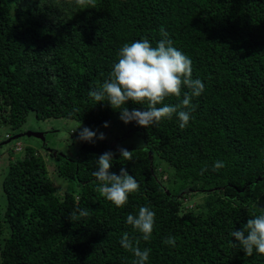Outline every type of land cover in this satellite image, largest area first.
<instances>
[{
    "label": "trees",
    "instance_id": "16d2710c",
    "mask_svg": "<svg viewBox=\"0 0 264 264\" xmlns=\"http://www.w3.org/2000/svg\"><path fill=\"white\" fill-rule=\"evenodd\" d=\"M162 27L205 85L183 130L176 114L150 128L126 124L119 109L89 94L126 43L147 38L155 47ZM183 92L191 95L184 88L163 105H180ZM31 112L40 121L110 129L116 138L84 141L65 158L50 151L67 183L62 196L33 148L9 166L0 264H136L120 243L125 232L151 250L146 264H264L255 250L246 256L233 247L231 235L264 214V0H92L83 8L75 0H0V125L19 131ZM134 137L143 144L119 145ZM120 148L132 152L130 161ZM109 151L110 171L125 168L140 185L123 208L97 191L92 175ZM216 161L224 167L214 170ZM143 206L155 212L148 241L126 222ZM168 237L175 246L164 243Z\"/></svg>",
    "mask_w": 264,
    "mask_h": 264
},
{
    "label": "clouds",
    "instance_id": "9594fccd",
    "mask_svg": "<svg viewBox=\"0 0 264 264\" xmlns=\"http://www.w3.org/2000/svg\"><path fill=\"white\" fill-rule=\"evenodd\" d=\"M75 2L82 8L92 4V0ZM161 35L162 39L155 47L147 38L126 43L119 51L118 62L114 64L109 78L89 94L96 101L103 102L106 99L113 109H119L120 119L126 124L135 121L139 126L150 128L159 125L164 119L171 120L173 114H176L180 120L179 127L183 130L189 124L191 111L194 110L192 97L201 96L205 85L200 79L192 78L191 59L173 46V41L163 27ZM184 88L190 90L191 95L189 92H183L180 105H163L169 96L180 98ZM129 101L138 105L147 104V108L143 111L139 109L129 111L126 107ZM158 105L163 106L157 107ZM104 126L108 127V124L105 123ZM96 136V132L85 127L80 132L79 139L94 142ZM105 138V135L100 133L99 139ZM118 151L121 159L131 160L132 152L125 148ZM114 155L111 151L100 155L96 160L97 170L92 175L99 181L97 191L115 206L123 208L128 203L129 195L137 193L140 185L125 168H121L119 174L110 171ZM222 167H224L222 161L215 162L214 170ZM80 215L86 216L87 212L81 211ZM69 218L73 221L76 214L71 213ZM126 222L143 234L144 241H148L154 231L155 212L146 206L140 207L138 215L129 214ZM231 235L238 242L233 243V247L242 248L246 256H252L254 250L264 255V214L249 218L241 230H235ZM120 243L138 258L136 264H146L151 250L141 251L138 246L139 240L134 246L132 239L125 232ZM164 243L175 246L176 240L168 237Z\"/></svg>",
    "mask_w": 264,
    "mask_h": 264
},
{
    "label": "rangeland",
    "instance_id": "374dc122",
    "mask_svg": "<svg viewBox=\"0 0 264 264\" xmlns=\"http://www.w3.org/2000/svg\"><path fill=\"white\" fill-rule=\"evenodd\" d=\"M85 127L97 133L95 139H99L100 133H103L106 137L105 139H108V141L116 138L112 137L115 135V132L110 129L107 131L105 128L85 126L82 123L66 119L40 121L37 120L34 112L29 113L26 123L19 131H13L8 127L0 125V145L6 142L10 135H21L18 139L12 140L10 143L3 144L0 147V223L4 222L5 211L7 209V197L3 190V183L9 166L25 157L27 147L33 148L45 160L48 166L49 177L57 186V194L62 196L67 183L57 175L54 167L55 159L49 153L53 149L58 152L60 158L72 156L74 151L78 150L84 142L79 139V136ZM30 133L43 134L45 138L44 142L39 138L28 136ZM44 144H47V147H44ZM142 144L143 141L139 137L119 142L120 146L126 148L137 147ZM162 167L167 169L166 164L163 162ZM189 200L193 202V198ZM185 202H188V200H185Z\"/></svg>",
    "mask_w": 264,
    "mask_h": 264
},
{
    "label": "water",
    "instance_id": "95a60500",
    "mask_svg": "<svg viewBox=\"0 0 264 264\" xmlns=\"http://www.w3.org/2000/svg\"><path fill=\"white\" fill-rule=\"evenodd\" d=\"M20 136H21V135H16V136H14V137H13V139H12V140L18 139ZM28 136H32V137L39 138V139L43 140V142H44V140H45V138H44V135H43V134H38V133H37V134H35V133H30V134H28ZM9 142H11V140H8V141H6L5 143H6V144H8ZM55 155H56V153H55Z\"/></svg>",
    "mask_w": 264,
    "mask_h": 264
}]
</instances>
